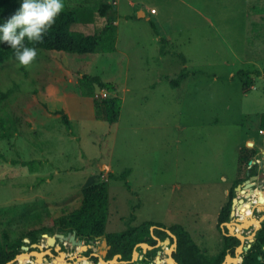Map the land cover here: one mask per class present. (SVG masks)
Here are the masks:
<instances>
[{"label": "rangeland", "instance_id": "rangeland-1", "mask_svg": "<svg viewBox=\"0 0 264 264\" xmlns=\"http://www.w3.org/2000/svg\"><path fill=\"white\" fill-rule=\"evenodd\" d=\"M98 2L113 4L117 12L113 53L40 52L28 66L9 61L0 70V93L10 94L0 104V243L4 234L13 243L28 240L24 236L32 229L53 227L57 218L79 207L82 186L90 176L107 181V173L128 171L130 191L124 181L107 182L104 233L122 232L127 222H153L166 229L182 225L204 256L214 257L222 249L216 219L229 189L254 165L251 162L255 168L259 162L264 166V142L258 133L264 77L252 75L254 88L241 91L242 71L263 72L264 57H238L247 38L251 44L264 38V0H64L68 7L90 9L91 24L73 25V31L91 35L102 28L105 19L93 9ZM147 6L157 14H150ZM142 8L146 16L136 19ZM149 18L169 35L167 47L156 41ZM240 59L246 63L239 66ZM229 65L238 68L232 71ZM182 69L198 73L172 88L169 81ZM83 74L114 85L116 92L100 94L121 100L115 124L97 120L92 100L80 95L78 79ZM44 105L50 112L62 108L72 132ZM247 149L255 150L248 165ZM240 155L245 158L242 164ZM32 160L40 162L36 172L14 164ZM234 196L246 199L235 191ZM247 202L253 217L264 216V188H254ZM236 219V213L230 215L227 223H239ZM252 230L244 231V246ZM102 239L80 251L58 238L50 246L42 236L40 249L27 246L16 263L55 264L62 253L61 264H100ZM156 249L161 263L167 264L168 246ZM46 251L51 255H35ZM145 253L136 247L133 260L118 258V264H144Z\"/></svg>", "mask_w": 264, "mask_h": 264}, {"label": "trees", "instance_id": "trees-1", "mask_svg": "<svg viewBox=\"0 0 264 264\" xmlns=\"http://www.w3.org/2000/svg\"><path fill=\"white\" fill-rule=\"evenodd\" d=\"M17 7L18 3L16 2L0 0V17H8ZM93 9L98 17L105 19L99 31H94L91 35L73 31L71 29L73 25L82 24L87 26L91 24V17L87 13L88 11L90 12V9L83 5L77 7H68L65 5L64 10L57 17L55 23L44 36L43 40L34 45L38 53L48 52L59 55L69 54L80 56L94 55L97 52L102 54L113 53L115 50L116 34V26L113 22L117 14L113 4L98 2ZM131 18L132 17H127V19ZM149 25L153 33L158 35L151 21H149ZM161 42L162 44H166L164 40H161ZM161 53L163 54L164 52ZM177 55L182 61H185L183 56ZM9 61L17 62L14 58L13 50L5 45H0V70L4 63ZM197 73L196 71L189 73L186 69H182L178 77L170 82V86L172 88H178L189 75H196ZM242 74L245 76L241 89L243 94L248 93L251 87L254 86L252 75L264 77V71L260 72L258 70H244ZM95 84L99 86L101 91H105L108 94L116 92L113 84H103L98 78L83 74L78 79L80 95L92 100L95 118L97 120H103L111 126L115 124L119 118L122 105L121 100L116 96L103 97L101 94L96 96ZM9 95V93H0V104L5 101ZM44 109L48 114L59 117L66 130L72 132L68 115L62 108L50 112L44 105ZM258 128L263 133L262 136L264 140V114L259 116ZM109 133L110 131L108 130L104 134V137H107ZM245 153L250 154L247 162H245L248 165L255 154V150L247 149ZM0 157L3 156L0 154ZM244 159L245 158L240 155L239 163L242 164ZM39 163L40 162L36 160L22 162L14 161V164H20L22 168L30 172H36ZM255 166H257V164H255ZM255 166H253L251 170L252 174L256 173ZM247 171H249L248 168L245 172ZM107 175V181L101 180V175L90 176L82 186V199L79 207L57 218L54 221L53 227H42L28 231L24 236L29 240L28 243H25L22 239L10 243L8 235L4 234L3 240L0 243V264H6L14 260L17 255L22 253L23 246H29L33 250H39L37 246L33 248V245H39V241L44 235L54 236L57 234L68 235L75 233L76 239L83 240L87 244L92 240L103 237L108 247L105 260H111L115 255H120V260L123 261H130L132 259V253L137 244L146 243L150 246H154L156 240L153 236L161 241L168 238L167 233L164 231L166 228L153 222H143L138 226H131L129 222H127V228L122 232L104 233L108 210L107 182L111 179L124 181L126 189L130 191V187L126 184L128 171L122 172L119 175L113 173H107ZM245 178H247V176H245ZM242 180L240 176L235 180L228 191L226 203L220 208L217 215L216 229L221 234L222 249L216 256L211 258L204 256L203 252H201L199 247L195 244L190 233L182 225H173L167 228V230H170L176 237V246L172 252V258L178 264H221L226 254L234 255V251L240 245V241L236 237L222 234L220 226L230 221L232 200L235 197L234 191ZM134 217L135 216L131 214L130 220H133ZM261 225V229L256 232L254 242L251 244L250 248L242 254L241 264H264V221ZM153 226L156 228L151 231L150 228ZM224 230L226 232V229ZM170 243H173L172 239H170ZM157 251L159 250L153 249L146 251V253L143 254L141 262L144 264L152 262Z\"/></svg>", "mask_w": 264, "mask_h": 264}, {"label": "clouds", "instance_id": "clouds-1", "mask_svg": "<svg viewBox=\"0 0 264 264\" xmlns=\"http://www.w3.org/2000/svg\"><path fill=\"white\" fill-rule=\"evenodd\" d=\"M64 7V0H18L8 17H0V45L13 50L18 64L30 65L38 55L34 45L43 40Z\"/></svg>", "mask_w": 264, "mask_h": 264}, {"label": "water", "instance_id": "water-1", "mask_svg": "<svg viewBox=\"0 0 264 264\" xmlns=\"http://www.w3.org/2000/svg\"><path fill=\"white\" fill-rule=\"evenodd\" d=\"M143 17L142 13H138L137 14V18H141ZM95 87V95L98 96L101 92V89L99 88L98 85H94ZM252 164H254L255 162H251ZM259 165L261 168H263V162H259ZM261 177H264V173H262L260 176ZM257 177H252L250 178L249 180L245 181L244 183V187L243 189H241V185H238L236 186L235 188V192H238L242 195H245L246 196V199L244 200L243 198H233L232 200V207H231V213L230 215H235V207H236V203H238V206H237V210H238V207L242 206L244 204V202L246 200H249L250 197L254 194L253 190H252V181L256 180ZM246 189H248L249 191L246 192ZM260 224H259V228L256 229L253 233H252V236L249 238V241L250 243H248L246 246L243 245V239L241 236H239L238 234L234 233L233 231V227L231 226V223H223L221 224V230H222V234H224L225 236H233V237H236L239 241H240V245L235 249L234 251V255L232 256L231 254H226L225 258H224V261L221 263V264H225L226 260H232V259H237L239 258L240 259V262L237 263V264H241L242 262V254L244 252H246L251 244L254 242L255 240V235H256V232L261 229V224L262 222L264 221V216L260 218ZM236 221H239V219H236ZM237 224V223H235ZM156 227L153 226L150 228V230H154ZM226 229V232L225 230ZM164 231L167 233L168 235V238H166L165 240L161 241L160 239H158L157 237L153 236V238L156 240V244L154 246H150L146 243H139L135 246L136 247H140L142 250L144 251H148V250H153V249H156V248H163L164 246H168V258H167V264H178L173 258H172V252L174 251V248L176 246V237L175 235L170 231V230H167V229H164ZM47 239H48V245L52 246L54 245V243L56 242V239L58 238L60 241H68L70 242L72 245L74 246H79L80 247V251H86V249L90 246L89 244L87 245H82V241L80 240H77L76 237H75V233H72V234H68V235H61V234H57V235H54V236H47V235H44ZM244 238V237H243ZM170 239L173 240V243L171 244L170 243ZM25 243L28 242V240H24ZM102 251L100 252L102 258L100 259V264H111L114 262V264H118V258H120L121 256L120 255H115L112 260L108 261V262H105L104 261V257L106 255V251L108 249V247L106 246V240L103 238L102 239ZM37 246L38 249L39 248V245H33V248ZM23 250H28L29 247L27 246H23L22 247ZM160 251H157L156 252V256L154 258V260L148 264H161V259H160ZM51 255L50 251H46L45 253H40V252H35V255L39 258H43L44 255ZM60 256L62 255V253H59ZM24 256V254H20V255H17L16 258L6 264H17L16 261L19 259V258H22ZM136 257V254H135V249L133 250V253H132V259L133 260L134 258ZM87 264H90V263H87ZM122 264V262H121Z\"/></svg>", "mask_w": 264, "mask_h": 264}, {"label": "crops", "instance_id": "crops-1", "mask_svg": "<svg viewBox=\"0 0 264 264\" xmlns=\"http://www.w3.org/2000/svg\"><path fill=\"white\" fill-rule=\"evenodd\" d=\"M147 11H149V13L150 14H157V12H158V10L157 9H155V8H153V7H148L147 6V9H146ZM151 10H153V12H151ZM117 13V12H116ZM138 13H142V15H143V17H141V18H144L145 16H146V11L142 8V10L140 9V10H138L137 11V14ZM136 19H140V18H137V15H136ZM116 20V19H115ZM126 21H133V19H130V20H126ZM149 21H151L152 23H153V25H154V28H155V30L157 31V33H158V35H155V39H156V41L157 42H159L160 41V43L162 44V42H161V40H164V41H166V47H167V45L170 43V41H171V39H170V37H169V35L168 34H163V33H161V31L157 28L158 27V25H157V23H155L152 19H148V22ZM164 21V20H163ZM163 23V22H162ZM116 24L117 23H115L114 25L116 26ZM150 26V25H149ZM151 28V27H150ZM249 39L250 38H247V44H245V46H244V48H245V52L244 53H242V54H239L238 55V57H242V56H257V57H264V38H258V39H255L254 41H253V44H251V42L249 41ZM232 42H233V40H232ZM231 42V43H232ZM162 45H164V44H162ZM233 47H235V45H233ZM163 55H165V53H163ZM254 62L255 61H250V62H248V64H254ZM244 63H246L245 61H243L242 59H240V62H239V66H241L242 64H244ZM229 68H230V70H232V71H234V70H236L238 67L237 66H233V65H229ZM231 77V76H230ZM172 80H170L169 81V84H170V82H171ZM159 82H161V80L159 81ZM181 86V85H180ZM179 86V87H180ZM255 86V85H254ZM254 86H252L251 87V90L254 88ZM259 120V119H258ZM258 133H261V135H263V133L259 130V128H258ZM254 141H255V139H253ZM262 140H263V136H262ZM263 142H264V140H263Z\"/></svg>", "mask_w": 264, "mask_h": 264}, {"label": "bare ground", "instance_id": "bare-ground-1", "mask_svg": "<svg viewBox=\"0 0 264 264\" xmlns=\"http://www.w3.org/2000/svg\"><path fill=\"white\" fill-rule=\"evenodd\" d=\"M248 144L252 145L251 142H249ZM250 206H251L250 202H247V203H244L242 206L238 207V210L236 211V216L239 218V223H237V224H235L234 222L231 223V226L233 227L234 233H236L239 236H241L243 240L245 239V238H243V237H245L244 236V231L248 230L249 228H253V230L255 231L256 229L259 228V224H260V221H261L260 218L256 219L255 217H253L252 210H251ZM252 233L247 235L246 238H250L252 236ZM73 258L77 259L78 257L75 256ZM64 260H65L64 255H61V256H59V257H57L55 259V261H56L55 264H61V263L64 262ZM239 262H240V259L237 258L236 260L235 259L226 260L225 264H237ZM41 264H46V263H41ZM48 264H50V263H48Z\"/></svg>", "mask_w": 264, "mask_h": 264}, {"label": "flooded vegetation", "instance_id": "flooded-vegetation-1", "mask_svg": "<svg viewBox=\"0 0 264 264\" xmlns=\"http://www.w3.org/2000/svg\"><path fill=\"white\" fill-rule=\"evenodd\" d=\"M255 164L256 163H254V165H252L251 167H249V171L245 172L244 176L241 177L243 179L242 182L239 184V185L242 186L241 189H243L245 181L249 180L252 177H257L256 180L252 181V183H253V185H252L253 192H254V188L257 189L258 191H260V190H262L264 188V177H261V178L259 177L262 173H264V166H263V168H261L260 165H259V163H258V168H255V172L256 173L255 174H252L251 173V170H252L253 166H255ZM245 176H247V178H245ZM254 184H255V186H254ZM248 191L249 190L246 189V192H248ZM93 259L96 260V258H93ZM104 259H105V257H104ZM95 264H99L98 263V260L95 261Z\"/></svg>", "mask_w": 264, "mask_h": 264}]
</instances>
